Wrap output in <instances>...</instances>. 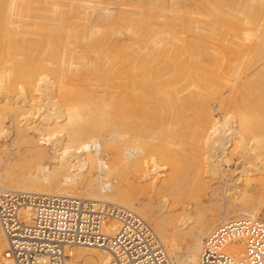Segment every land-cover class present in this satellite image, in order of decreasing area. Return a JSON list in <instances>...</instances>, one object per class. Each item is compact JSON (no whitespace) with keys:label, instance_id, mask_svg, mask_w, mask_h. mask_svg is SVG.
Returning a JSON list of instances; mask_svg holds the SVG:
<instances>
[{"label":"bare ground","instance_id":"obj_1","mask_svg":"<svg viewBox=\"0 0 264 264\" xmlns=\"http://www.w3.org/2000/svg\"><path fill=\"white\" fill-rule=\"evenodd\" d=\"M43 1L0 0V189L131 208L153 226L171 264H198L223 218L264 207L262 0ZM151 1L169 19L130 18ZM78 27L94 36L84 48L97 58L117 52L114 64L76 63ZM81 63L115 91L83 86L74 69ZM113 96L111 112L104 103ZM235 157L242 172L228 168ZM253 188L257 197L245 201ZM116 226L109 220L105 232ZM6 248L0 224V262L14 264ZM228 249L243 258L241 240ZM110 261L104 249L76 247L68 264Z\"/></svg>","mask_w":264,"mask_h":264},{"label":"built area","instance_id":"obj_2","mask_svg":"<svg viewBox=\"0 0 264 264\" xmlns=\"http://www.w3.org/2000/svg\"><path fill=\"white\" fill-rule=\"evenodd\" d=\"M109 220L117 222L113 234L105 232ZM0 224L7 240L5 256L14 264H68L76 247L104 249L110 264H171L144 217L105 200L0 189ZM237 239L243 242V258L228 249ZM198 264H264V212L211 231Z\"/></svg>","mask_w":264,"mask_h":264},{"label":"rangeland","instance_id":"obj_3","mask_svg":"<svg viewBox=\"0 0 264 264\" xmlns=\"http://www.w3.org/2000/svg\"><path fill=\"white\" fill-rule=\"evenodd\" d=\"M15 1H19V0H15ZM39 1V0H38ZM43 1V0H42ZM45 2L46 1H48V2H46V4L48 5L50 2H53V0H44ZM44 1H43V3H44ZM50 1V2H49ZM56 1V0H55ZM65 1H67V0H65ZM72 1V0H71ZM75 1V0H74ZM74 1H72V2H74ZM77 2L78 1H80V0H76ZM82 1V0H81ZM80 1V2H81ZM92 2L91 3H98L99 1H101V0H95V1H93V0H91ZM111 1H113V2H111ZM110 2L109 1H107V2H105V4L107 3V4H110V6L112 5V6H115L114 4L116 3V5H118V1L117 0H111ZM116 1V2H115ZM127 1H129V0H127ZM154 2H156L155 0H153ZM165 1V0H164ZM262 2H263V6H264V0H262ZM76 3V2H75ZM81 3H86L85 1H82ZM90 3V4H91ZM112 3V4H111ZM128 3V2H127ZM127 3H125L124 5H122V7H130L129 9H136V10H138V9H140L141 8V5H138L137 4V6L139 7V8H136L137 6H134V5H131L130 3V5L132 6V8H131V6L129 5V4H127ZM158 3V5L159 6H161V5H163V4H161V2H157ZM156 3V4H157ZM165 3V2H164ZM80 4V3H79ZM89 4V3H88ZM152 1L151 2H149L148 4H146L145 5V7H144V9L143 10H145V14H140V13H134V14H130L129 16H130V18L132 17H136V18H147V19H154L156 16H157V19H169L168 18V16L166 17V16H164V17H159V15H158V11H159V8L157 7V9H156V7H155V9L154 8H152ZM166 4V3H165ZM49 6H56V4L54 5L53 3H50L49 4ZM147 6V7H146ZM77 8H78V6H77ZM151 9H153V10H151ZM79 10H81V7L79 6ZM149 10H150V12H149ZM155 10V11H154ZM151 11H153V12H151ZM148 12V13H147ZM15 14V13H14ZM12 15V18H13V16H15V15ZM150 14H154V15H150ZM142 15H144V16H142ZM146 15H147V17H146ZM150 17V18H149ZM151 17H153V18H151ZM14 19H22V18H19V16L17 17V16H15V18ZM23 19H25V18H23ZM31 19H33V18H31ZM156 19V18H155ZM162 19V20H163ZM118 24H122V22L121 21H119V19H118V22H117ZM100 26H102V24L100 25ZM103 26H105V25H103ZM106 28H109V27H107V26H105ZM105 27H103V28H105ZM79 28V27H78ZM124 31H126L127 33H130V26H128V29H127V26L125 25V27H121ZM80 29V31H78V36L79 37H77L78 39H79V42H84V43H79V44H81V45H79V44H75L74 43V47H76L77 46V48H79V53H78V55H80V57L79 56H77V55H75L76 57H77V59L75 58L74 60L76 61V63H78V62H81V61H84L85 62V60L86 61H88V62H91L92 60L94 61L95 59L97 60H99V62L102 64L103 62L104 63H106L107 65H109V64H114V62L116 61V54H117V52H109L108 53V51L107 50H105L106 51V54L105 55H101V56H103L102 58H104L103 60H102V58H97L98 56H96V54L95 53H93L94 51H92V53L90 52L91 51V49L90 48H84V46H85V43H86V45H87V42L90 44L91 42H92V40H93V38H94V36L92 37V35L89 37V33H90V30H88L87 28H79ZM87 29V30H86ZM110 29V28H109ZM82 32H84L83 34H82ZM85 32H88V33H85ZM85 34H88V38H87V35H85ZM80 35H81V37H80ZM85 35V36H84ZM82 36H84V38L82 37ZM81 38V39H80ZM90 38H92L91 40H90ZM78 39H76V41H78ZM89 39V40H88ZM80 40H82V41H80ZM87 40V41H86ZM86 41V42H85ZM73 44V43H72ZM78 46H80V47H78ZM76 48V49H77ZM102 50H100V49H98V50H100V52H102V51H104V49L103 48H101ZM114 50V49H113ZM73 52H74V50H73ZM105 53V52H104ZM85 54V55H84ZM110 55V57H108V56H106V55ZM82 55V56H81ZM113 55V56H112ZM89 56V57H88ZM113 58H112V57ZM88 57V58H87ZM110 58V60L111 59H113V60H109V59H107V58ZM81 58V59H80ZM83 58V59H82ZM85 59V60H84ZM102 60V61H101ZM106 62H105V61ZM110 61V62H109ZM109 63V64H108ZM105 64V65H106ZM82 65V63L81 64H77L76 65V67H74V69L75 70H77L78 68H79V71H80V77L79 78H82L81 79V82L83 83V86H86V87H89L90 89L92 88V89H94V90H96V88H102L103 90H105V91H110L111 92V89H112V91H115V90H113V89H115V87L114 88H112L113 87V83H110V82H108L107 80L105 81V80H101L100 79V77H98V75H96V73L95 72H90L89 70H87L85 67H82L81 66ZM80 68H81V70H80ZM85 68V69H84ZM85 73V74H84ZM88 75V76H87ZM83 76H84V78H83ZM95 80V81H94ZM86 82V83H85ZM88 82V83H87ZM99 82V83H98ZM109 83V85H107L108 83ZM102 83V84H101ZM87 84V85H86ZM97 84V85H96ZM102 85V86H100V85ZM105 85H106V87H105ZM110 85L112 86V87H110ZM98 86V87H97ZM109 86V87H108ZM115 86V85H114ZM104 87L106 88V89H104ZM110 88V89H109ZM86 90V88H84L81 92H82V95H83V97H84V99H86L87 97L86 96H88V92H86L85 91ZM83 91H84V93L86 94H84L83 93ZM85 95V96H84ZM114 98V96L113 97H110V100H108V101H106V103H104V104H107V106H108V108H109V111H111V112H113V111H116L118 108H116V106L118 105V104H115V106H113L114 105V102H115V99H113ZM88 99V98H87ZM117 100V99H116ZM83 101V102H82ZM89 100H87V102H88ZM79 102H81L85 107H87V105H88V103H85V100H80ZM107 102H113V104H109V103H107ZM109 104V105H108ZM103 107H104V111H105V114L107 113V115H111V112H109L108 111V108L105 106V105H103ZM115 107V108H114ZM105 108H106V110H105ZM43 111H44V109H42V113H43ZM47 111V109L44 111V112H46ZM118 111V110H117ZM87 112V111H86ZM109 112V113H108ZM83 114V113H82ZM113 114V113H112ZM116 114V113H115ZM109 115V116H110ZM114 115V114H113ZM113 115H111V117L113 116ZM117 115V114H116ZM83 116V115H82ZM86 116H83V118H85ZM114 117V116H113ZM116 118V117H115ZM89 119V118H88ZM82 120H85V119H82ZM88 121V120H87ZM228 127H226L225 129H224V131L225 130H228L227 129ZM64 132H67V131H63L62 132V134H66V133H64ZM64 138H65V136L63 135V137H62V139L64 140ZM239 157H235V161L232 163V164H230V166H228V168H233V170H235L236 172H242V167H241V165H239V167H238V164H237V161H239ZM160 170H162L161 169V167H160ZM159 170V171H160ZM262 174H263V172H262ZM233 188H235V186L233 187ZM255 197H257V194H256V189H249L245 194H244V199H245V201H251V200H253ZM197 205H198V203H197ZM202 210H205L204 208H202ZM207 210V209H206ZM206 212V211H205ZM261 212H264V207L262 208V211ZM206 213H209V212H206ZM210 214V213H209ZM183 216L185 215V214H182ZM181 215V216H182ZM180 216V217H181ZM182 216V217H183ZM206 218V220H207V222L208 221H212V220H208V219H211L210 217H209V215L208 214H206V216H205ZM207 217H209V218H207ZM229 218H223V220L224 221H226L227 223H228V221H231V220H235V219H237V213L235 212V211H233V212H231L230 214H229V216H228ZM230 219V220H229ZM223 220H221V225H223V224H225L224 223V221ZM228 220V221H227ZM209 222V223H210ZM206 224H208V223H206Z\"/></svg>","mask_w":264,"mask_h":264}]
</instances>
